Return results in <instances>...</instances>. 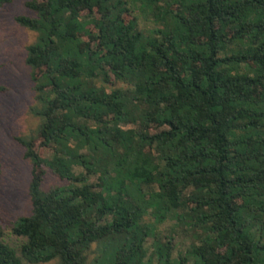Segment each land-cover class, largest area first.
<instances>
[{
  "label": "trees",
  "instance_id": "16d2710c",
  "mask_svg": "<svg viewBox=\"0 0 264 264\" xmlns=\"http://www.w3.org/2000/svg\"><path fill=\"white\" fill-rule=\"evenodd\" d=\"M26 7L32 212L19 250L0 230V264H264V0Z\"/></svg>",
  "mask_w": 264,
  "mask_h": 264
},
{
  "label": "rangeland",
  "instance_id": "374dc122",
  "mask_svg": "<svg viewBox=\"0 0 264 264\" xmlns=\"http://www.w3.org/2000/svg\"><path fill=\"white\" fill-rule=\"evenodd\" d=\"M27 1L13 0L0 8V87L7 88L6 92L0 93V230L4 233V241L17 250L25 239L13 235L11 228L32 212L29 196L32 167L24 159V148L16 138L30 137L40 124L39 119L30 113V107L36 102L31 70L26 64L27 47L36 40L37 33L16 21L18 16L34 15L26 7ZM134 14L142 27L152 26V18L146 19L141 1H137ZM60 183L58 178L48 173L43 189ZM148 220L154 221V218ZM171 227L172 222L165 223L159 226L158 232L161 237H174V257H177L186 252L190 240L178 226ZM146 247L149 253L153 251V238L148 240Z\"/></svg>",
  "mask_w": 264,
  "mask_h": 264
}]
</instances>
